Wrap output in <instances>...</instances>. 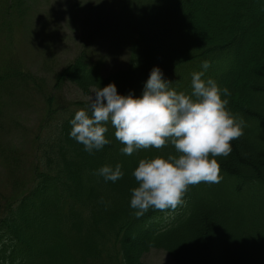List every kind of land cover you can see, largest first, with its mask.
Returning <instances> with one entry per match:
<instances>
[{
  "label": "trees",
  "instance_id": "obj_1",
  "mask_svg": "<svg viewBox=\"0 0 264 264\" xmlns=\"http://www.w3.org/2000/svg\"><path fill=\"white\" fill-rule=\"evenodd\" d=\"M121 1L130 30L126 64L108 71L101 55L80 50L43 92L47 110L30 188L0 203V264H142L150 250L164 251L174 264H264V0ZM205 59V77L230 90L228 107L246 121L244 134L231 141L228 156L216 157L219 183L190 185L175 210L137 217L129 206L133 169L174 147L125 155L109 122L111 143L89 153L69 135L76 110L53 106L57 90L69 81L90 94L114 81L119 92L140 95L159 65L177 91L189 92ZM13 61L0 74L1 96L10 93L7 79L25 81ZM117 163L122 178L97 175L102 165Z\"/></svg>",
  "mask_w": 264,
  "mask_h": 264
},
{
  "label": "clouds",
  "instance_id": "obj_2",
  "mask_svg": "<svg viewBox=\"0 0 264 264\" xmlns=\"http://www.w3.org/2000/svg\"><path fill=\"white\" fill-rule=\"evenodd\" d=\"M209 67L205 59L201 70L192 73L189 92L177 91L159 65L150 69L140 95L134 90L121 93L110 81L95 88L86 107L69 121L70 137L89 153L111 143L105 135L109 122L125 155L141 148L174 147L166 156L140 159L133 169L137 185L130 190L129 206L137 217L150 209L175 210L184 203L190 185L219 183L223 178L216 157L231 153V141L240 138L247 125L228 107L230 90L205 77ZM96 173L112 182L124 175L119 163L102 165Z\"/></svg>",
  "mask_w": 264,
  "mask_h": 264
},
{
  "label": "rangeland",
  "instance_id": "obj_3",
  "mask_svg": "<svg viewBox=\"0 0 264 264\" xmlns=\"http://www.w3.org/2000/svg\"><path fill=\"white\" fill-rule=\"evenodd\" d=\"M81 2L0 0V74L14 59L12 65L26 77L25 81L7 79L10 93L0 95V203L30 188L37 160L36 134L42 135L47 110L43 92L52 87L55 71L80 50L94 59L101 55L108 71L126 64L124 40L130 30L124 27L122 1ZM33 81L40 83L39 91L31 87ZM91 94L64 81L53 106L60 105V112L66 106L78 110L77 104L88 103ZM141 260L142 264H174L162 250H150Z\"/></svg>",
  "mask_w": 264,
  "mask_h": 264
}]
</instances>
